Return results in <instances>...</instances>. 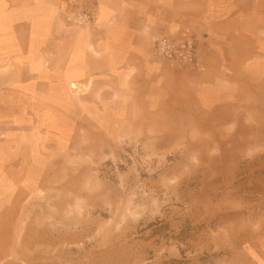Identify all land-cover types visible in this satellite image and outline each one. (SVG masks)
Here are the masks:
<instances>
[{
    "label": "rangeland",
    "instance_id": "1",
    "mask_svg": "<svg viewBox=\"0 0 264 264\" xmlns=\"http://www.w3.org/2000/svg\"><path fill=\"white\" fill-rule=\"evenodd\" d=\"M96 2H66L61 28H80L71 6L95 22ZM184 6L177 31L130 21L152 30L149 56L163 35L195 38L199 69L155 56L174 85L120 64L107 86L59 78L49 115L30 96L0 116V264H264V0L230 5L214 36Z\"/></svg>",
    "mask_w": 264,
    "mask_h": 264
},
{
    "label": "crops",
    "instance_id": "2",
    "mask_svg": "<svg viewBox=\"0 0 264 264\" xmlns=\"http://www.w3.org/2000/svg\"><path fill=\"white\" fill-rule=\"evenodd\" d=\"M68 1L0 0L1 117L27 115L29 108L17 101H27L30 96L39 99V116L49 115L45 104L54 99L51 91L59 78L65 76L69 84L87 86L92 76H97L107 86L109 71L120 64L137 69V76L131 78L153 77L157 92L161 84L174 85L171 65L149 56L145 48L152 30L145 32L130 21L148 22L150 28L163 24L168 30H176L178 21L171 15L183 14L188 0H97V15L91 28L63 30L57 18ZM195 1L197 12L214 36L226 31L232 19L229 14L234 11L230 5L239 0H190ZM141 38L144 45L139 43ZM65 65L67 72L61 73ZM33 85H39V96L30 93ZM81 96L84 103L89 98L88 92Z\"/></svg>",
    "mask_w": 264,
    "mask_h": 264
},
{
    "label": "built area",
    "instance_id": "3",
    "mask_svg": "<svg viewBox=\"0 0 264 264\" xmlns=\"http://www.w3.org/2000/svg\"><path fill=\"white\" fill-rule=\"evenodd\" d=\"M97 1V0H96ZM69 19L82 29H89L94 22V11L89 7L71 6ZM153 53L173 63L192 69H199L201 62L198 54V44L193 37L177 38L161 36L154 41Z\"/></svg>",
    "mask_w": 264,
    "mask_h": 264
},
{
    "label": "bare ground",
    "instance_id": "4",
    "mask_svg": "<svg viewBox=\"0 0 264 264\" xmlns=\"http://www.w3.org/2000/svg\"><path fill=\"white\" fill-rule=\"evenodd\" d=\"M70 88H72L74 90L78 89L76 83H74V82L70 83Z\"/></svg>",
    "mask_w": 264,
    "mask_h": 264
}]
</instances>
